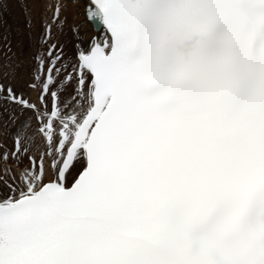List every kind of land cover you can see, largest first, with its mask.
<instances>
[{
  "label": "snow or ice",
  "instance_id": "obj_1",
  "mask_svg": "<svg viewBox=\"0 0 264 264\" xmlns=\"http://www.w3.org/2000/svg\"><path fill=\"white\" fill-rule=\"evenodd\" d=\"M36 2L27 91L0 81V264H264V0H70L87 45Z\"/></svg>",
  "mask_w": 264,
  "mask_h": 264
},
{
  "label": "bare ground",
  "instance_id": "obj_2",
  "mask_svg": "<svg viewBox=\"0 0 264 264\" xmlns=\"http://www.w3.org/2000/svg\"><path fill=\"white\" fill-rule=\"evenodd\" d=\"M6 1H7L8 4L10 2H13L14 4H16V2H17L16 0H6ZM18 9L19 8H16V9L11 10V16L13 18H14L15 12ZM83 14H84L83 13V5H81L79 8H75V7L72 6L70 0H69L67 9L66 10H62V15H66L67 16V22L78 21L79 19H81L83 17ZM1 15L3 17H5L6 20L9 21V23L11 22L9 20V18H8V15L4 11L2 12ZM88 25L89 24H85L84 23V24L81 25V27L83 26V27L86 28ZM1 62H5V60H2ZM13 73H14L15 79L12 82L15 83L19 89H23L22 82H24V80L27 78V75L23 72V70L21 69V67H17V65H14L11 70H10V67H5V69H2L0 71V77L5 81V83H8L9 82V77ZM4 119H6L5 116H4ZM5 132H8V130L3 129V128L0 129V135H1L0 138L3 137V136L4 137L6 136L5 135Z\"/></svg>",
  "mask_w": 264,
  "mask_h": 264
},
{
  "label": "rangeland",
  "instance_id": "obj_3",
  "mask_svg": "<svg viewBox=\"0 0 264 264\" xmlns=\"http://www.w3.org/2000/svg\"><path fill=\"white\" fill-rule=\"evenodd\" d=\"M2 6H7V9H6V7H5V10H4V12L8 15V18H9V20L10 21H12V22H14V23H18L19 22V20H20V17H21V15H20V12H19V9L15 12V15H14V18L11 16V10H13V9H16V8H19L18 7V4H17V2H16V4H14L13 2H10L9 4L7 3V1L6 0H4V3H2L1 4V8H2ZM13 8V9H12ZM8 10V11H7ZM8 21V20H7ZM9 22V21H8ZM10 25H11V22L9 23ZM33 29H35V24H34V28ZM1 136V135H0ZM3 141L5 144H8V139H6V136L4 137H1L0 138V141Z\"/></svg>",
  "mask_w": 264,
  "mask_h": 264
}]
</instances>
